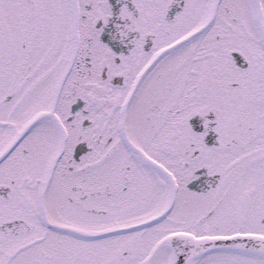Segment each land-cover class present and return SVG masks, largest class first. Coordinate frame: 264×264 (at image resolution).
<instances>
[{"label":"snow or ice","instance_id":"obj_1","mask_svg":"<svg viewBox=\"0 0 264 264\" xmlns=\"http://www.w3.org/2000/svg\"><path fill=\"white\" fill-rule=\"evenodd\" d=\"M0 264H264V0H0Z\"/></svg>","mask_w":264,"mask_h":264}]
</instances>
